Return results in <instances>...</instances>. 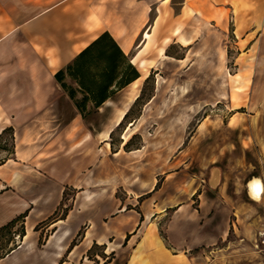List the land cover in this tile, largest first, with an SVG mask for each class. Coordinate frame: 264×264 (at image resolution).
<instances>
[{
    "label": "rangeland",
    "instance_id": "1",
    "mask_svg": "<svg viewBox=\"0 0 264 264\" xmlns=\"http://www.w3.org/2000/svg\"><path fill=\"white\" fill-rule=\"evenodd\" d=\"M114 2L104 11L109 28L129 31L125 23L141 25L149 9L127 52L140 80L74 125L79 114L54 91L48 106L58 111L42 122L59 126L31 143L49 159L25 169L67 185L59 209L35 230L76 205L90 223L134 216L157 222L164 239H199L191 252L199 264H264V0ZM149 76L143 101L116 125ZM21 85L0 83V93L19 94ZM8 119L0 110L12 129L0 139V165L15 151ZM254 180L259 200L249 192ZM20 232L19 222L0 233V257L17 248ZM100 253L93 248L90 259Z\"/></svg>",
    "mask_w": 264,
    "mask_h": 264
},
{
    "label": "crops",
    "instance_id": "2",
    "mask_svg": "<svg viewBox=\"0 0 264 264\" xmlns=\"http://www.w3.org/2000/svg\"><path fill=\"white\" fill-rule=\"evenodd\" d=\"M114 1L0 0V83L22 84L19 94L12 95V89L6 88L0 93V110L10 116L8 122L16 131L14 154L0 165V197L3 198L0 228L27 212L24 237L17 248L0 259V264H199L191 253L201 243L199 239L183 240L170 234L164 239L159 225L151 219L133 216L128 220L119 215L94 224L84 215L85 208L74 205L64 219L53 220L35 230L59 209L61 193L67 185L54 179L49 172H41L43 168H37V175L25 169L27 164L49 159L42 158L36 145L31 143L35 138L50 139L51 134L40 132L59 126L42 122L58 111L48 106L54 91H61L54 75L104 32L114 38L122 51L123 44L131 40V49L139 29L145 25L149 9L141 25L134 27L132 23H125L131 29L121 35L104 23L95 25V12L107 10ZM125 114L126 111H121L116 125ZM79 118L81 116L74 118L73 125ZM6 127V122L0 120V134ZM261 193V182H251V196L259 200ZM81 230L82 239L71 247ZM95 246L102 247L101 253L90 259L88 254Z\"/></svg>",
    "mask_w": 264,
    "mask_h": 264
},
{
    "label": "trees",
    "instance_id": "3",
    "mask_svg": "<svg viewBox=\"0 0 264 264\" xmlns=\"http://www.w3.org/2000/svg\"><path fill=\"white\" fill-rule=\"evenodd\" d=\"M131 58V55H126L122 51L118 43L108 32H104L82 50L69 65L59 70L54 75V79L81 118L85 119L90 113L97 111L115 93L123 90L140 78V72L132 64ZM151 77L146 78L141 95L124 115L119 126L132 116L134 108L143 101L146 85L151 80ZM9 131H12V129H4L0 134V139ZM128 145L129 141L124 145V148ZM12 154H14V151ZM26 217L27 212L11 220L0 228V233L10 231L20 222L21 232L19 236L22 239L25 235L24 220ZM82 236V233L79 232L71 243V247L77 245ZM91 251L88 254L89 257ZM3 257H0V259Z\"/></svg>",
    "mask_w": 264,
    "mask_h": 264
},
{
    "label": "bare ground",
    "instance_id": "4",
    "mask_svg": "<svg viewBox=\"0 0 264 264\" xmlns=\"http://www.w3.org/2000/svg\"><path fill=\"white\" fill-rule=\"evenodd\" d=\"M168 0H164V2H167ZM108 12V11H107ZM96 13V15H97V17H95V21H94V23H95V25H99V24H105V25H107L108 27H109V25H110V23L108 22V21H105L104 20V18H105V15H104V11L103 10H99L98 11V13L97 12H95ZM111 17V16H110ZM93 18V17H92ZM118 20V19H117ZM113 23V22H112ZM144 29V28H143ZM113 30L115 31V33L116 34H118V35H121L124 31H125V28H123L122 26H120V25H114L113 26ZM147 37H145V39H146ZM130 47H131V40H129V41H127V42H125L124 44H123V46H122V48H123V51L125 52V53H127L128 51H129V49H130ZM138 80V79H137ZM132 97V96H131ZM131 100V99H130ZM129 100V101H130Z\"/></svg>",
    "mask_w": 264,
    "mask_h": 264
},
{
    "label": "water",
    "instance_id": "5",
    "mask_svg": "<svg viewBox=\"0 0 264 264\" xmlns=\"http://www.w3.org/2000/svg\"><path fill=\"white\" fill-rule=\"evenodd\" d=\"M250 186V185H249ZM249 192H250V187H249Z\"/></svg>",
    "mask_w": 264,
    "mask_h": 264
},
{
    "label": "built area",
    "instance_id": "6",
    "mask_svg": "<svg viewBox=\"0 0 264 264\" xmlns=\"http://www.w3.org/2000/svg\"><path fill=\"white\" fill-rule=\"evenodd\" d=\"M262 243H264V242H262Z\"/></svg>",
    "mask_w": 264,
    "mask_h": 264
}]
</instances>
